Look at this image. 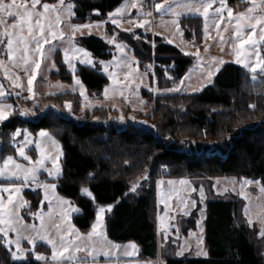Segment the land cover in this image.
<instances>
[{"label": "trees", "instance_id": "obj_1", "mask_svg": "<svg viewBox=\"0 0 264 264\" xmlns=\"http://www.w3.org/2000/svg\"><path fill=\"white\" fill-rule=\"evenodd\" d=\"M73 2L77 13L74 23H86L104 18L123 0ZM226 4L235 9L241 2L226 0ZM93 9H101L103 17L96 16ZM202 25L198 17L181 21L190 42L191 39L198 43L203 41ZM121 39L140 67L146 69L154 62L167 69L171 79H165L160 69L155 70L160 89L177 83L194 64L191 58L165 44L161 38L155 37V48L129 35ZM81 46L98 60H108L111 56L107 45L96 37L82 38ZM55 61L57 72L51 78L71 82L72 75L60 59L56 57ZM75 74L90 93L100 94L108 84L102 74L89 67L79 66ZM259 77L260 80L253 83L250 73L227 64L217 73L212 85L198 94L158 95L151 112V118L158 123L155 130L117 125L111 117L117 112L109 108L81 111L79 96L70 92L50 97L51 106L34 107L33 118L30 114L20 117L16 104V113L0 124V159L14 153L9 136L15 128L26 127L32 133L48 130L62 150V176L57 182V193L70 198L82 209L73 216L72 223L81 232L90 230L94 205L80 193V188L87 186L97 204L113 205L106 216L108 238L115 243L134 242L140 258L154 259L158 252L155 182L162 176L163 169L167 178L233 176L264 182V76ZM65 102L70 103L69 108L64 107ZM32 104L31 100L25 101L27 106ZM145 170L150 174L148 187L129 191L131 181ZM90 173L94 178L89 179ZM25 199L34 210L40 197L26 192ZM196 211L185 220V232L195 228ZM238 211L239 203L233 198L209 201L205 219L208 257L177 258L162 247L161 260L164 264H264V256L256 253L246 230L235 225ZM46 249L44 245L37 248L42 252ZM0 261L11 264L3 248H0Z\"/></svg>", "mask_w": 264, "mask_h": 264}, {"label": "snow or ice", "instance_id": "obj_2", "mask_svg": "<svg viewBox=\"0 0 264 264\" xmlns=\"http://www.w3.org/2000/svg\"><path fill=\"white\" fill-rule=\"evenodd\" d=\"M217 2L218 6L214 7ZM75 8L76 4L73 0H57V3H42V0H0V37L6 40L7 60L14 62V67L21 64L27 66L24 68L25 72L28 67L34 65L31 77L28 79L30 94L35 69L40 68L41 64V60L36 57H43L44 46L51 44L53 40L67 41L68 47L63 53L64 60L73 72L74 82L80 85L82 95L83 85L75 75L77 62L102 71L110 80L117 76V70L120 69L124 81L131 83L132 72L123 71V69H131L130 60L134 61L135 58H129L125 54L128 45L121 39L118 32L113 31L111 35L105 32L101 37L106 44L114 46L116 53L119 54H114L111 61L96 60L91 51L77 42L76 36L77 34L83 36L86 33L91 35L94 28L100 29L111 23L115 29L130 34L136 40L144 39L146 43H150L155 48L154 40L149 41L146 35L141 37L133 30V28H142L145 33L152 30L153 21L148 18L155 19L153 9L160 17L158 26L166 31L174 28L176 31L172 35L181 36L183 35L180 24L181 15L202 16L207 34L210 21L219 33L226 12L227 22L231 24L235 21L236 24L234 36L235 41L238 42L233 48V54L236 57L234 62L253 74L251 76L253 83L257 81V72L264 74V50L259 47L260 43L264 42V0H260L259 4L251 0V6L247 7L246 11L236 12L235 15L234 10L227 6L226 0H187L185 3H179L178 0H162V2L153 0L151 4L148 0H123L113 10L106 13V18L89 20L86 23L73 22V18L77 17ZM178 9H183V13ZM132 10H135L134 15ZM92 11L96 16L103 17L101 9ZM165 16L172 17V19L166 21ZM125 24L128 27H125ZM61 25L68 29L67 33L63 31ZM244 27L249 30L244 32ZM154 34L159 35L160 33ZM165 40L168 44L175 42L167 37ZM183 54L195 55L197 61L200 60L199 49L195 53L184 51ZM30 57L33 58L31 63ZM212 59L215 62L214 65H208L206 74H202L208 83L213 82V77L225 63L222 59L217 60L215 57ZM151 67V65L146 66L145 74L151 70ZM165 76L172 78L168 76L167 69ZM153 79L155 80V73H153ZM183 83L184 81L181 80V84ZM16 86L19 87L18 84ZM149 90H152L151 87ZM179 90V88L167 89V91ZM107 92L108 89L105 88V96ZM5 95V91L0 87V98ZM64 107L69 108L70 103L65 102ZM249 107L252 108L254 105H249ZM15 113L16 109L12 104L0 101V124L9 120ZM29 114L35 115L31 109L25 108L19 111L20 117H27ZM9 143L10 147L15 149V155L27 162V164L21 163L13 155H7L2 159V166H0V179L8 181L6 184H0V248H3L5 255L10 257L11 264H33V261L36 264H96L97 257L103 256L107 260L116 255V249H121L123 255L127 257H131L133 252L138 251L135 243L130 242L122 247L107 239L102 229L105 225L106 213L113 210V205L97 204L93 193L87 186H82L80 193L90 198L94 205V219L90 230L82 233L72 223L73 214H79L82 209L70 198L60 196L56 191L57 182L62 176L60 163L62 151L52 134L42 129L33 136L28 128L17 127L10 133ZM33 145L36 152L35 159L27 151ZM41 170L47 173V179L43 182L38 179V173ZM92 178L94 177L90 173L89 179ZM142 179L145 181L150 179L148 170H145ZM240 181L242 188L254 184L264 194V182L260 179L240 177ZM33 183L37 184L43 192L35 211H33L32 204L23 196L24 189L31 188ZM159 183L158 181V187ZM168 183L173 184L174 181ZM179 183L186 184L187 181L181 180ZM138 186V184H133L129 191L135 192ZM32 190L36 191V189ZM54 202L58 211H54ZM195 206L196 202L193 200L191 207ZM165 207L167 209V203ZM245 214H248L247 205H245ZM29 218L33 221L32 223L28 222ZM261 221L262 227L259 234L264 237V217H261ZM248 223L251 227L252 220L249 219ZM200 224L201 221L198 220L197 226L200 227ZM39 242L47 246L45 252L37 250ZM200 242L202 243V238ZM47 250H50V255L46 254ZM81 252L86 255L78 256L77 254ZM181 254L177 253V255ZM197 254L207 255L206 252ZM0 264H6V262L0 261ZM159 264H164V262L161 260Z\"/></svg>", "mask_w": 264, "mask_h": 264}, {"label": "rangeland", "instance_id": "obj_3", "mask_svg": "<svg viewBox=\"0 0 264 264\" xmlns=\"http://www.w3.org/2000/svg\"><path fill=\"white\" fill-rule=\"evenodd\" d=\"M155 2H162V0H155ZM179 3H185L187 0H178ZM241 5L232 8L227 4L228 7H231L235 15L236 12L246 11L247 7L251 6V0H240ZM257 4L260 3V0H255ZM44 3V2H42ZM47 3H57L56 2H47ZM149 4L151 2L148 1ZM218 6V5H214ZM178 11L183 13V9H178ZM211 11V9H210ZM135 11L133 12L134 15ZM153 17H149L148 19L153 21L152 30L145 33L142 28H133L135 32H137L141 37L147 36L149 41H153L155 37L161 38L165 44H168L165 40V37L168 39H173L175 42L173 44H168L175 47L182 54L184 51L189 53H195L197 49H199L200 60L197 61L195 55H184L186 57L191 58L194 61L193 66L184 74V76L175 84L170 86L169 88L160 89L157 86V79L155 75V80L153 79V73H155L156 69H160L165 76L166 68L162 65H156L154 62L151 63V70L147 71L146 69L139 66L137 59L134 57L131 49L127 47L125 49V54L129 58H135L134 61L130 60L131 69H123V71H131L132 75L130 77L131 83L128 81H124V76L120 69L117 70V76L113 79H109L108 76L102 71H98L96 68H92L89 66L81 65L78 62L76 63V69L79 66H85L93 69L94 71L102 74L108 81V84L104 87L100 94H95L94 92L90 93L87 91L80 78L76 75V78L80 80L83 85V95L81 94L80 85L76 84L73 79V72L70 70L69 65L64 60V50L68 47L67 41L53 40L51 44H46L44 46V55L43 57H36L41 60L40 68L35 69V78L32 80V93L28 92V79L31 77L34 65L32 67L27 68V72L24 71V68L27 67L25 65L13 66L14 62H10L5 59L6 55V47L0 53V87H2L6 93L5 97L0 98V101L6 102L8 104L16 103L18 101L17 107L19 110L22 109H31L33 112V108L37 107L41 104L44 106H51V98L56 97L59 94L70 92L77 94L80 98V107L81 111H92L93 109H107L109 108L112 111H116L117 114L112 117L113 123L117 125H134L135 127L147 130H155L158 123L151 118V112L154 110V104L158 95L163 94H198L206 87L212 85V83H208L206 79L203 78L202 74H206L207 66L214 65L213 57L217 60L222 59L225 63L221 66L227 64H233L235 66L240 67L244 71L248 72L246 69L236 64L234 61L236 59L233 54L234 44L238 41H235L234 29L236 28L235 21L229 24L227 13H224L225 20L221 22V27L218 30L214 24L209 22V30L207 34L205 33L204 28V19L200 15H192L188 14L187 16L181 15L180 24L182 19L187 17H198L202 21L203 26V41L198 43L196 40L191 39L192 42L188 41L189 37L185 35L183 30V35H172L176 30L173 28L170 31H166L163 27L158 26L160 24V17L155 13L153 9ZM106 18V16L104 17ZM172 17L165 16L164 20H170ZM74 22V18H73ZM128 27V25H124ZM61 28L65 33L68 32V29L61 25ZM182 28V26H181ZM249 29L244 27L243 31L247 32ZM113 31L118 32L120 37L124 35L130 34L126 32H122L120 29H115V26L111 23L105 25L100 29H93L91 35L87 33L83 36L77 34L76 40L81 45V39L86 37H96L104 42L101 38L105 32L109 35L113 33ZM122 33V34H121ZM154 33H160L159 35H155ZM124 34V35H123ZM26 35V32H25ZM132 37V36H131ZM256 35L254 34V39ZM134 39V38H133ZM136 40V39H134ZM124 41V40H123ZM137 41L145 42L144 39H140ZM6 42L2 37H0V48L2 43ZM188 42V43H187ZM190 42V43H189ZM105 43V42H104ZM146 43V42H145ZM106 44V43H105ZM150 44V43H148ZM192 44V45H189ZM108 47L111 56L108 60L111 61L114 54L116 53L114 46L106 44ZM151 45V44H150ZM179 45V46H178ZM152 46V45H151ZM259 47L264 50V42H261ZM51 49V51H49ZM183 49V51L181 50ZM207 49V51L205 50ZM56 57L60 59L62 64L65 66L66 71L72 75L71 82H62L58 80H54L51 78L53 73L57 72L56 67ZM30 63L33 59L29 58ZM96 59V58H95ZM98 60V59H96ZM111 71V69H110ZM7 73V74H6ZM250 73V72H248ZM251 76L253 75L250 73ZM217 73L213 77V81L216 77ZM257 81L260 80L259 76H264V74L256 73ZM165 79H169L165 76ZM181 80L184 81L181 84ZM19 85L17 87L16 85ZM151 87V91L149 88ZM105 88L108 89L107 96H105ZM179 88V91H167V89ZM31 96V98H29ZM9 101H5V100ZM16 99V100H15ZM50 99V100H49ZM31 100L33 102V106L25 105V101ZM19 115V113H18ZM112 115V114H111ZM34 116V115H33ZM32 114L30 117L33 118ZM123 117V118H122ZM40 131V130H39ZM38 131V132H39ZM48 131V130H46ZM36 132V133H38ZM49 132V131H48ZM32 133V132H31ZM36 133H32L33 136ZM52 134L51 132H49ZM53 135V134H52ZM168 135V134H166ZM54 137V136H53ZM55 138V137H54ZM56 140V138H55ZM57 141V140H56ZM58 142V141H57ZM59 143V142H58ZM10 145V143H9ZM60 145V144H59ZM61 148V146H60ZM28 154L36 158L35 147L30 146L28 149ZM62 151V150H61ZM15 159L20 161L21 163L27 164L26 161H22L18 156L14 153L11 154ZM62 159V157H61ZM61 163V161H60ZM0 166H2V159H0ZM50 167V164L48 165ZM62 167V166H61ZM164 169L161 171L160 178L155 182V195H156V235L159 237V240L162 242V246L158 249L157 255L154 259L145 260L140 258L139 248L137 246L136 252H133L131 257H127L123 255L121 249H116V255L109 257L107 260L103 256L97 257L96 264H159L161 261V248H165V252H169L171 255L177 258L182 257H191V258H207L208 257V248L205 244V219H206V206L209 201L216 200H227V199H235L239 203V211L237 218L235 220V225L238 228H244L247 232L248 239L250 243L253 245L256 253L260 256H264V237L260 236V230L262 227L261 217H264V194L259 191L258 186L256 185H247L243 186L240 181V177L233 176H219V177H208V176H200L198 178L193 177H184V178H167L164 176ZM145 173V172H144ZM141 174L133 179L129 185V189L133 184H138L140 187H148L149 179L143 180ZM38 179L43 182L47 179V173L41 170L38 173ZM185 180L186 184H181L179 181ZM159 183V187L157 182ZM169 181H174L173 184H169ZM8 181L0 179V184H6ZM32 189H36L33 191ZM57 191V189H56ZM31 192L35 193L36 197L43 196L42 189L38 187L37 184L33 183L31 188H25L23 191V196L25 198V193ZM132 192V191H131ZM243 192V195L241 193ZM196 202L195 207H191L192 201ZM40 201V200H39ZM168 205L167 209L165 205ZM39 204V202H38ZM245 205L248 206V214H245ZM158 206L161 209L160 221L157 220L158 215ZM36 208L33 210L35 211ZM47 210L45 204V211ZM197 210V219L195 223V228L188 232H185L186 219L192 213V211ZM54 211H58L55 208L54 202ZM188 214L185 215L184 213ZM110 213V212H109ZM106 213V216L109 214ZM75 214H73L74 216ZM106 216H105V225H106ZM252 220V226H249L248 220ZM201 221L200 227L197 226V221ZM32 223L33 221H28ZM35 223H39V221H35ZM102 229V231L106 233V228ZM202 229V231H201ZM86 233V232H82ZM200 238H202V243L200 242ZM107 239L111 241L108 236ZM112 242V241H111ZM115 245L126 246L130 242L126 243H115ZM134 243V242H132ZM38 245H44L42 242H39ZM172 245V247H170ZM46 246V245H44ZM47 247V246H46ZM182 253L181 255H177V253ZM198 252H206L207 255L200 254ZM50 255V250L49 254ZM78 256H85L86 254L81 252L77 254Z\"/></svg>", "mask_w": 264, "mask_h": 264}, {"label": "crops", "instance_id": "obj_4", "mask_svg": "<svg viewBox=\"0 0 264 264\" xmlns=\"http://www.w3.org/2000/svg\"><path fill=\"white\" fill-rule=\"evenodd\" d=\"M217 5H218V2H217ZM135 10H132V12H134ZM188 43V42H187ZM189 45H192V44H189ZM5 49V48H4ZM4 53V51H3ZM5 59H7V55H5ZM4 90V89H3ZM16 100V99H15ZM5 101H9L8 99L5 100ZM18 103V101L16 100V103H14V106ZM13 105V104H12ZM109 213V212H108ZM160 215H161V209H159V206H158V215H157V220L160 221ZM157 244H158V249L160 248V246H162V242L159 240V237H157Z\"/></svg>", "mask_w": 264, "mask_h": 264}, {"label": "built area", "instance_id": "obj_5", "mask_svg": "<svg viewBox=\"0 0 264 264\" xmlns=\"http://www.w3.org/2000/svg\"><path fill=\"white\" fill-rule=\"evenodd\" d=\"M149 2H153V0H148ZM190 43V42H189ZM6 47V42H4V43H2V45H1V48H0V53H1V51H4V48ZM3 53V52H2ZM163 66V65H162Z\"/></svg>", "mask_w": 264, "mask_h": 264}]
</instances>
